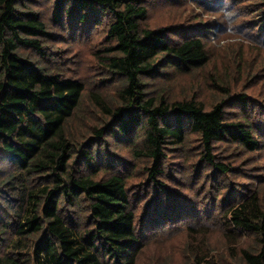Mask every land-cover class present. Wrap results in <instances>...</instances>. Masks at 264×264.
<instances>
[{"label": "trees", "instance_id": "16d2710c", "mask_svg": "<svg viewBox=\"0 0 264 264\" xmlns=\"http://www.w3.org/2000/svg\"><path fill=\"white\" fill-rule=\"evenodd\" d=\"M32 1L0 0V264H135L142 249L138 211L147 199L129 188L127 162L108 150L106 137L130 147L142 166L145 191H154V200L146 205H156L150 223L158 226L185 219L163 185L170 179L168 151L195 136L198 164L212 169L205 180L211 178L220 188V178L231 168L217 161L216 147L234 149L247 160L264 150V125L234 115L251 105L244 95L235 96L234 114L226 112L223 99L206 109L193 99L160 95L157 82L208 65L209 41L180 26L150 29V0H48L52 26L70 29L74 39L106 19L101 68L114 94L90 91L87 97L109 120L94 130L97 141L90 140L75 156L66 127L85 98V86L60 74L53 67L57 60L38 61L48 54L44 44L52 35L28 5ZM189 1L215 13L222 30L237 21L222 14L248 3L251 12L263 15L255 31L264 39V0ZM235 75L220 78L221 97L244 77L240 68ZM211 79L216 89V77ZM230 187L232 202L228 208L220 205L215 230L233 250L216 256L205 244L191 242L187 247L194 264H264V188L260 182L254 190ZM195 226L192 222L187 229L196 236ZM246 237L255 246L237 249Z\"/></svg>", "mask_w": 264, "mask_h": 264}, {"label": "rangeland", "instance_id": "374dc122", "mask_svg": "<svg viewBox=\"0 0 264 264\" xmlns=\"http://www.w3.org/2000/svg\"><path fill=\"white\" fill-rule=\"evenodd\" d=\"M48 3V0H33L28 4L39 13L52 35L44 44L48 54L43 57L45 59L39 58L38 61L50 64L52 60H57L58 63L53 67H59L62 72L60 74L79 80L85 86V98L66 127L67 135L73 142L75 156H77L86 150L90 140L97 141L94 139V130L100 129L109 120L101 116V111L87 97L90 91H100L104 97L114 94L113 84L101 68V58L105 56L103 50L107 46V36L103 26L106 19L101 26L92 28L86 33L81 32L74 39L70 36V29L61 32L59 28L52 26ZM227 4L226 2L223 8ZM247 4L236 8L239 20L235 23L242 22V29H248L247 35L256 43L251 46L225 43L221 46L222 40L229 39L228 30H222L215 13H207L200 9L197 1L170 0L168 3L165 0H150L146 23L150 29H175L180 26L187 28L190 34L200 32L209 41L207 44L210 52L208 65L188 75L175 73L171 74L168 80L157 82L162 97L177 101L193 99L202 103L206 109L223 99L228 106V108L225 107L226 112L234 114L238 110L232 106V102L236 101L235 96L244 95L250 100L251 105L245 110L239 109V115H234L240 118L250 116L264 125V39L259 37L258 31H255L258 25L262 26L263 15L256 13L257 11L251 12ZM222 17L232 16L222 14ZM31 58H37L36 54H31ZM238 68L244 73V77L238 80L237 85L231 89L230 95L221 97L219 93L224 89H220L218 85L224 86V81L220 78L237 77V75L232 76ZM212 76L216 77V89L212 85ZM106 143L110 152L127 162L129 188L141 198L147 199L140 205L138 211L142 249L135 257V264H194L191 262L190 250L187 247L191 242L205 244L203 247H207L212 255L221 256L231 253L233 250L231 244H226L215 230L217 217L220 214L218 209L220 205L226 208L230 206L232 202L230 185L235 189L251 186L250 189L254 190L260 182L264 188V150L244 160L245 158H242L243 156L236 150L218 145L214 153L217 161L231 168L225 178H220V188H215L216 181L211 182V178L205 180V174L212 175V169L203 162L198 164L197 154L200 152V143L195 136L189 137L182 147L168 151L167 164L170 179L167 182L162 181L165 182L163 184L165 189L173 193L172 200L174 199V204L185 219L170 222L167 225L153 226L150 218L156 205L148 209L146 204L154 200L152 199L154 191H145L146 176L140 170L142 166L138 167L139 161H135L130 147L125 143L114 141L109 137H106ZM137 167L138 169H134ZM197 173L198 179H196ZM223 180L226 182L225 185H222ZM251 183L254 185H250ZM192 213L195 218L186 219ZM204 215L209 216L205 219ZM192 222L196 225L194 228L199 230L196 236L187 229ZM146 223L149 228H143ZM205 234H207L206 242H203L202 237ZM193 236L194 240H192ZM3 246L0 245V250ZM254 246L253 238L246 237L237 249H250Z\"/></svg>", "mask_w": 264, "mask_h": 264}, {"label": "clouds", "instance_id": "9594fccd", "mask_svg": "<svg viewBox=\"0 0 264 264\" xmlns=\"http://www.w3.org/2000/svg\"><path fill=\"white\" fill-rule=\"evenodd\" d=\"M229 15L234 17L235 20H239V14L237 13V10L235 8H232L231 11L229 12ZM241 23H233V25L229 28L228 30V40H222L221 46L225 43L229 44H236V45H254L256 42L253 41L248 35V29H242ZM233 28L235 30H233Z\"/></svg>", "mask_w": 264, "mask_h": 264}]
</instances>
